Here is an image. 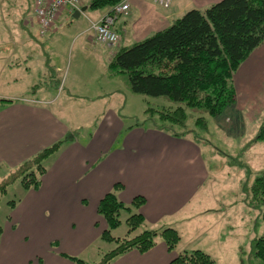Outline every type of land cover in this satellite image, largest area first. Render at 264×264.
<instances>
[{"label":"crops","instance_id":"obj_1","mask_svg":"<svg viewBox=\"0 0 264 264\" xmlns=\"http://www.w3.org/2000/svg\"><path fill=\"white\" fill-rule=\"evenodd\" d=\"M91 1H83L87 10L78 19L63 10L60 30L70 20L84 16L91 24L111 11L91 8ZM169 1L163 6L129 0V15L115 25L118 50L168 29L190 10L204 11L222 0ZM32 4L0 0V174L10 175L63 144L44 160L39 188L25 190L0 228V264H76L73 258L104 242L108 224L98 208L116 185L126 205L136 197L145 199L140 212L150 228L172 227L181 241L170 251L158 238L148 252L133 250L110 264H170L194 250L206 252L216 264H242V250L249 252L259 237L257 213L248 208L239 185L229 195L217 187L210 160L221 151L156 129L146 122L145 108L143 121L127 122L139 114L127 112L135 99L126 77L109 74L118 50L96 42L90 28L72 41L88 58L62 77L56 47L47 45L59 29L41 35ZM263 53L255 51L234 77L237 100L225 122L243 132L255 122L258 129L263 120L264 104L257 98ZM251 100L261 104L254 120Z\"/></svg>","mask_w":264,"mask_h":264},{"label":"trees","instance_id":"obj_2","mask_svg":"<svg viewBox=\"0 0 264 264\" xmlns=\"http://www.w3.org/2000/svg\"><path fill=\"white\" fill-rule=\"evenodd\" d=\"M123 0H92L94 9L112 8ZM264 45V0H222L204 11L193 9L177 19L166 30L129 48L118 50L109 64V74L126 77L134 94L153 98L164 97L177 107L146 111V122L156 129L175 137H192L208 146L203 132L208 131L204 116L196 119L195 128L187 127L188 111L219 117L231 110L237 100L234 76L245 61ZM202 131V132H201ZM208 141V140H207ZM264 142V120L257 130L253 143ZM60 142L23 163L15 176L0 186V200L8 186L22 177L25 190L38 189L45 173L44 160L56 152ZM11 176V175H10ZM116 185L99 204L98 212L106 220L108 228L102 240L113 242L117 247L106 254L98 264H110L116 258L133 250L146 253L157 245L158 238L174 251L181 241L180 233L172 228H150L140 212L145 203L136 197L131 205L119 200ZM246 204L256 212V222L264 219V171L260 172L251 186L243 190ZM14 206L15 203L13 202ZM258 209V211H256ZM123 212L128 214L125 237H115L113 231L122 224ZM138 231L139 234H135ZM1 234V229H0ZM242 264L251 257L257 264H264V234L251 243L248 254L242 250ZM76 264L84 260L73 258ZM170 264H216L215 260L201 250L187 251Z\"/></svg>","mask_w":264,"mask_h":264},{"label":"rangeland","instance_id":"obj_3","mask_svg":"<svg viewBox=\"0 0 264 264\" xmlns=\"http://www.w3.org/2000/svg\"><path fill=\"white\" fill-rule=\"evenodd\" d=\"M124 1V0H123ZM122 1V2H123ZM115 7V6H114ZM113 7V8H114ZM112 10V8H111ZM127 17V16H126ZM91 24L88 22V20L83 16L80 20H70L66 24H64L60 30V20L55 23L54 27L51 31H49L47 34H51L58 28L59 31L55 34L56 41L52 43L50 41L47 43V45L51 48V45H55V50L57 51V61L59 65L62 67V77H67L69 74V71L72 69H77V65L79 62L81 63L83 59H87L88 55H83L80 53L79 50V44H77L75 47L72 45V41L74 37L78 36L81 33H84L88 28L91 29ZM92 30V29H91ZM93 32V30H92ZM120 36V35H119ZM121 41V37H120ZM120 41L117 46L113 47V49H116L120 46ZM53 49V48H52ZM112 49V47L110 48ZM118 48L116 49V51ZM260 51L264 52V45L259 48ZM84 54V53H83ZM262 58L264 59V53L261 54ZM56 60V59H54ZM53 60V61H54ZM248 60V59H247ZM246 60V61H247ZM245 61V62H246ZM264 64V61L262 62ZM260 64V63H259ZM243 66V65H242ZM241 66V67H242ZM240 67V69H241ZM239 69V70H240ZM238 70V71H239ZM238 73V72H237ZM264 74V71L262 72ZM235 77V76H234ZM264 77V76H263ZM260 78L259 81V88H260V94L258 93L261 104H264V78ZM257 77V81H258ZM65 79H61V82L64 84ZM134 102L131 103V105L127 108V112L130 114H139V117H134L133 119H130L131 117L125 118L127 122L132 123V120L136 123L137 121H143V111L142 108H145L146 110L149 108L153 109H159L161 108H167L168 106L177 107V104L174 102H171L169 99L160 97V98H153L148 97L145 95H138L133 94ZM251 105V118L254 120V116L257 117V114L259 113V107H261V104H259L258 101H254L252 103V100L249 102ZM258 107L259 109H255ZM188 121H187V127L189 129L195 128V122L196 119L200 116H204L208 123V131L203 132L201 136L205 137L206 144H209L211 146H214L216 149L221 151L219 154H214L213 152V158L210 160V164L212 165V174L215 176L217 180V187L220 190H223V193L226 195H229L231 190L236 188L239 185V189L242 193L243 197V190L245 188H248V186H251L255 180V177L259 174V172L264 170V142L259 143H253L250 144L254 137L255 133L257 132V125L256 122L252 124L253 127L246 128L243 132L239 128H234V126H230L226 124V116H230L228 110H225V112L220 115L219 117H210L207 116L204 113H197L194 110L188 111ZM262 118L264 120V112L262 114ZM220 120H223V122H220ZM262 120V121H263ZM258 122V121H257ZM262 122L260 123V125ZM241 123L237 124L236 126L240 127ZM260 127V126H259ZM202 132V131H201ZM208 140V141H207ZM207 148L205 147V150ZM211 149V148H210ZM224 154V155H223ZM225 157L226 159L223 160L219 158ZM229 156V157H227ZM5 173V172H4ZM15 171H12L9 174H0V186L7 181V179H10L11 177L15 176ZM252 182V183H251ZM24 186L22 185V177H18L16 181H14L11 185L8 186L7 193L2 196L0 200V228H4L6 226V221L9 218L10 211L15 207L12 203L15 204L18 203L22 198H24ZM258 211V209H256ZM258 215V214H257ZM128 214L123 212L122 214V224L119 228L113 231V235L115 237H125L128 233V227L126 224V219L128 218ZM257 230L259 236L264 234V219L262 217L259 218L258 224H257ZM140 231H138L135 234H139ZM53 247H56L54 244ZM117 244H114L113 242H99L95 244L92 248L87 250L83 255L79 257V259L84 260L86 264H98L102 262L105 254L107 252L109 253L110 250H113V248H116ZM103 252L100 257H98V253ZM249 252L246 250L245 254H248ZM103 256V257H102ZM102 258V259H101ZM246 262L248 264H257V260L255 258L251 257V259L247 258Z\"/></svg>","mask_w":264,"mask_h":264},{"label":"built area","instance_id":"obj_4","mask_svg":"<svg viewBox=\"0 0 264 264\" xmlns=\"http://www.w3.org/2000/svg\"><path fill=\"white\" fill-rule=\"evenodd\" d=\"M84 0H33L32 15L36 19L41 35L52 30L55 23L60 18L63 10L75 12L80 10ZM156 3L168 6L169 0H155ZM131 4L129 0L116 5L109 13L104 15L99 21L92 23L91 29L94 32L96 42L115 47L120 41L119 33L115 30V25L122 17L129 15Z\"/></svg>","mask_w":264,"mask_h":264},{"label":"water","instance_id":"obj_5","mask_svg":"<svg viewBox=\"0 0 264 264\" xmlns=\"http://www.w3.org/2000/svg\"><path fill=\"white\" fill-rule=\"evenodd\" d=\"M87 10V7H83L81 10H78L74 14V18L78 19L80 15Z\"/></svg>","mask_w":264,"mask_h":264}]
</instances>
